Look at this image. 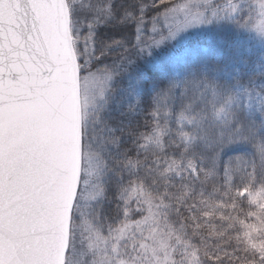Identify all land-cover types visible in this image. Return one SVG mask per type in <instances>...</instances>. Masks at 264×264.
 <instances>
[{
	"label": "snow or ice",
	"instance_id": "obj_1",
	"mask_svg": "<svg viewBox=\"0 0 264 264\" xmlns=\"http://www.w3.org/2000/svg\"><path fill=\"white\" fill-rule=\"evenodd\" d=\"M223 20L264 35V0H0V264H264V72L104 115L129 66Z\"/></svg>",
	"mask_w": 264,
	"mask_h": 264
},
{
	"label": "trees",
	"instance_id": "obj_2",
	"mask_svg": "<svg viewBox=\"0 0 264 264\" xmlns=\"http://www.w3.org/2000/svg\"><path fill=\"white\" fill-rule=\"evenodd\" d=\"M246 1H248L247 3L251 2V0ZM206 29V35L200 36L198 39L208 38L210 44L216 48L211 53L195 55L194 58L188 59L176 74L159 68V65L155 63L152 64L149 55L138 60L134 66H129L127 73L120 77L114 85L117 87V91L110 99L104 113L105 117L112 123L123 122L133 127L141 125L142 114L139 110L135 114L122 116L121 113L126 112L127 107L135 102L137 96L142 100L143 111L147 112L154 90L165 86L171 79H174V74L182 78L194 69H207L209 77L216 78L222 83L232 84L236 79L247 81L260 72H264V47L250 37L246 28L223 20L208 24ZM109 34H111V30H109ZM169 49L171 48L167 46V51ZM106 62L111 63L112 57H109ZM216 69L223 70L217 72ZM137 81H140L139 87H135ZM124 143L130 146L131 138L125 137ZM250 152L251 148L248 145L239 144L229 148L225 153V158L237 154H250ZM104 184L106 192L103 217L112 221L115 219L117 181L109 173L104 177Z\"/></svg>",
	"mask_w": 264,
	"mask_h": 264
},
{
	"label": "rangeland",
	"instance_id": "obj_3",
	"mask_svg": "<svg viewBox=\"0 0 264 264\" xmlns=\"http://www.w3.org/2000/svg\"><path fill=\"white\" fill-rule=\"evenodd\" d=\"M248 1L245 0V6L247 7ZM206 25H195L184 30L180 33L179 38L177 40L169 41L165 45L160 47H153L150 50V60L152 59V64L155 63L159 65V68L168 70L171 74L178 73L181 70V67L186 63V61L190 58H194L195 55L208 54L211 53L216 46L210 44L208 38L203 40L198 39L200 36H205L207 31ZM247 33L251 38L255 39L258 43H260L264 47V35L257 32L255 29L251 27L246 28ZM167 46L171 49L167 51ZM166 49V51H165ZM179 61V64H178ZM179 67V71H176V67ZM173 75L175 79L181 78L180 76ZM93 207L99 206V210L101 215L103 216L104 210V198L99 200H94L90 202ZM79 220V216L77 217ZM77 248H79V244H77Z\"/></svg>",
	"mask_w": 264,
	"mask_h": 264
}]
</instances>
